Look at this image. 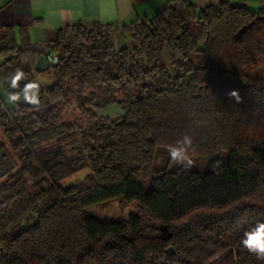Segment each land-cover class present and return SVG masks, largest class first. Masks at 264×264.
<instances>
[{"label":"trees","instance_id":"obj_1","mask_svg":"<svg viewBox=\"0 0 264 264\" xmlns=\"http://www.w3.org/2000/svg\"><path fill=\"white\" fill-rule=\"evenodd\" d=\"M40 55L49 67L36 72ZM260 67L264 6L228 0L199 12L182 0L128 24L77 22L43 45L1 29L0 264H264L242 244L264 223ZM70 99L85 125L60 120ZM109 104L121 114L97 112ZM185 134L190 169L168 152ZM111 199L138 210L90 211Z\"/></svg>","mask_w":264,"mask_h":264},{"label":"crops","instance_id":"obj_2","mask_svg":"<svg viewBox=\"0 0 264 264\" xmlns=\"http://www.w3.org/2000/svg\"><path fill=\"white\" fill-rule=\"evenodd\" d=\"M181 1L0 0V30L11 27L18 37L20 30L23 29L32 43L43 45L54 39L57 29L73 23L128 24L136 18L150 17L168 4H177ZM184 1L191 3L195 11L199 12L220 0ZM228 2L231 5H243L251 10L260 8V0H228Z\"/></svg>","mask_w":264,"mask_h":264},{"label":"rangeland","instance_id":"obj_3","mask_svg":"<svg viewBox=\"0 0 264 264\" xmlns=\"http://www.w3.org/2000/svg\"><path fill=\"white\" fill-rule=\"evenodd\" d=\"M122 41L126 40L122 38ZM256 74L260 76H264V67H260L256 70ZM38 81L42 84H48L51 82V78L49 77V74H40L38 76ZM93 86V85H92ZM84 93L88 92V88L83 90ZM8 98L5 100L8 102ZM121 107H119L117 104H109L105 105L102 108L98 109L99 114L115 117L119 116L121 113ZM60 120L65 121H75L80 124H86V118L85 116H81L79 109L76 107L75 103L70 99L66 101V103L61 104L60 107ZM39 149L43 151V153H47L48 151L53 150L52 143H44L39 146ZM88 170H82L80 172H77L68 178H65L61 180V184L63 186L68 185H74L83 179L84 175L86 174ZM90 211L92 213L100 215V216H106L113 219H126L131 214H134L138 210V206L135 201L123 203L119 201L118 199H111L104 203H100L94 206H91Z\"/></svg>","mask_w":264,"mask_h":264},{"label":"clouds","instance_id":"obj_4","mask_svg":"<svg viewBox=\"0 0 264 264\" xmlns=\"http://www.w3.org/2000/svg\"><path fill=\"white\" fill-rule=\"evenodd\" d=\"M18 73L14 78L18 80L20 78ZM230 98H236L239 102V92L232 90L228 93ZM195 151L193 136L185 134L174 145L168 147V152L171 161L174 164L182 165L185 169H190L194 165L190 153ZM219 162H216L214 167H218ZM243 246L248 249L249 252L256 255L257 259L264 260V223H258L251 231L245 232V236L242 239Z\"/></svg>","mask_w":264,"mask_h":264},{"label":"water","instance_id":"obj_5","mask_svg":"<svg viewBox=\"0 0 264 264\" xmlns=\"http://www.w3.org/2000/svg\"><path fill=\"white\" fill-rule=\"evenodd\" d=\"M49 67V63L44 55H40L34 64L36 72H43Z\"/></svg>","mask_w":264,"mask_h":264},{"label":"built area","instance_id":"obj_6","mask_svg":"<svg viewBox=\"0 0 264 264\" xmlns=\"http://www.w3.org/2000/svg\"><path fill=\"white\" fill-rule=\"evenodd\" d=\"M260 6H264V0H260Z\"/></svg>","mask_w":264,"mask_h":264}]
</instances>
